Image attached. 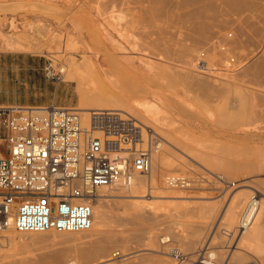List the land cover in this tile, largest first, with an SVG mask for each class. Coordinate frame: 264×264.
Instances as JSON below:
<instances>
[{
	"label": "rangeland",
	"instance_id": "rangeland-1",
	"mask_svg": "<svg viewBox=\"0 0 264 264\" xmlns=\"http://www.w3.org/2000/svg\"><path fill=\"white\" fill-rule=\"evenodd\" d=\"M257 1L251 7L244 8L234 5L232 0H154L150 5L145 2L143 6L132 7L130 10L125 5L121 6L120 0H0V45L7 49L46 55L56 66L58 63L53 58H58L64 38L69 37L76 39L79 45L81 43L75 53L78 60L84 56L93 57L105 69L109 68L108 61H118L124 57H132L136 61L141 57L144 61L148 60L145 62H149L154 68L150 72L148 69L139 68V75L135 77H139V82L135 86H142L144 89V86L150 84L151 88L158 90V97L163 99L159 106L164 112L165 121L158 126L151 125V121L144 118H137L141 126L152 127L163 137L164 145L167 146L170 144L166 141L174 135L176 139L184 142H188V139H199L202 149L209 147V150L205 148L202 151L211 159L208 161L211 168L203 162L204 166H208L207 169L199 160L185 156L181 149L183 151L178 150L176 154L184 158V164L155 165L148 175H138L139 187L134 191L140 197L137 200L110 197L107 209L110 212L108 216L112 213V220L108 217L106 227H98L102 232L99 235H94L93 230L97 227L92 231L66 235L23 233L22 236L23 234L13 231L10 234L14 236L4 247L0 242V252L3 255L0 264H71L75 260L78 264H157L160 261H165L166 264H199L201 259L195 255L194 249L204 248L206 245L210 246L209 251L224 253V261L228 256H233L234 263L240 260L237 264H264V251L257 255L258 252L249 244L243 246L244 243H240L237 246L238 237L235 236V240L223 235L225 229L230 227L227 215L231 208L233 210L232 202L237 193L242 190L240 186H252L248 182L256 178L258 185L249 189L256 195L264 192V0ZM110 14H120L122 19L117 28L123 38L132 45L139 43L145 52L141 49V52L128 56L126 52L110 47L105 37L108 29L106 20ZM60 39L62 43H59ZM8 42L13 48L7 46ZM33 45H37L39 50L32 47ZM212 53L217 55L212 63L215 71L204 72L202 67L198 68L196 62L200 55H204L206 61ZM231 58L235 60L233 63ZM64 59L66 57L59 63L62 66L66 63ZM227 65L231 66V72L226 71L228 68L224 69ZM121 70L119 65H115L112 75L120 80L119 85L124 88L120 91L131 95L135 90L132 87L134 76L126 73L132 79L130 83V79L128 81L122 78L125 73L120 74L123 73ZM229 74L233 76L232 80L228 79L232 85L224 86L223 91L219 84L227 80ZM64 80L67 81L65 78ZM123 81L131 84V87L127 84L126 89ZM74 83L78 90L77 82ZM140 87L138 90L141 91ZM237 88H246L243 91L252 97L251 101L249 97L250 103L246 107L249 116L245 113L241 117L244 121L241 122L244 123L242 125L233 122V116L236 115L233 113L237 112L238 115L237 105L240 107L236 91L234 93ZM229 89H232L230 93ZM80 106L79 96L77 108ZM218 109L222 113L219 115L222 116L221 120ZM222 110L230 117V123H222V118H227L226 115L223 116ZM237 118L240 117L235 116V120ZM218 121H222L221 124ZM147 122L151 124L148 125ZM158 154L155 153L153 159ZM252 171H256L255 176ZM174 175L193 178L192 189H172L166 186L165 178ZM232 183L235 187H228ZM112 192L108 189L100 194L112 195ZM126 192V195H131V191ZM151 193L159 198L156 196L155 200H149ZM94 203L96 205V201ZM110 220L113 223L111 226ZM198 230V233L202 231L205 234L200 233V236L194 233ZM106 232L111 235L114 233L115 236L112 237ZM262 236L264 239V233ZM166 237H171L172 242L163 244ZM109 238L117 243L114 240L110 242ZM169 245L175 252H180L182 257L175 259L170 253ZM104 248L107 250L102 253ZM111 258L113 260L106 262Z\"/></svg>",
	"mask_w": 264,
	"mask_h": 264
},
{
	"label": "built area",
	"instance_id": "built-area-1",
	"mask_svg": "<svg viewBox=\"0 0 264 264\" xmlns=\"http://www.w3.org/2000/svg\"><path fill=\"white\" fill-rule=\"evenodd\" d=\"M203 57L196 62L198 68L204 64ZM64 74L61 64L54 66L49 60L47 79L59 83ZM120 112L94 111L86 127L74 108L0 107V235L8 230L88 231L94 224L100 189L129 188L138 175L149 174L153 155L162 150L164 139ZM165 184L190 190L194 179L167 176ZM257 203L254 195L241 228L250 224ZM174 254L175 259L182 257ZM207 261L214 259L203 255L200 262Z\"/></svg>",
	"mask_w": 264,
	"mask_h": 264
},
{
	"label": "bare ground",
	"instance_id": "bare-ground-1",
	"mask_svg": "<svg viewBox=\"0 0 264 264\" xmlns=\"http://www.w3.org/2000/svg\"><path fill=\"white\" fill-rule=\"evenodd\" d=\"M121 2H120V4H121V6H123V5H125V6H127V8L128 9H130L131 10V8L132 7H138L139 5H142L143 3H148L149 5L153 2L154 3V0H120ZM227 1V0H226ZM229 1V0H228ZM257 1V0H256ZM256 1L255 0H232V3L234 4V5H236V6H242V7H247V6H249V7H251L250 5H254V3L256 4ZM258 2V1H257ZM116 4V3H115ZM120 4L118 5V7L120 6ZM258 4H260V3H258ZM257 4V5H258ZM145 5V4H144ZM143 6V5H142ZM236 6H234V7H236ZM259 6V5H258ZM113 8H114V10H115V5H113ZM124 8H126V7H124ZM126 8V9H127ZM134 18V17H133ZM122 18H121V16H120V14H118V15H114V14H110L108 17H107V20H106V24H107V27H108V29H107V32H105V37H106V39H107V42H108V44L110 45V47L113 49V50H116V51H121V52H126L127 54H128V56H131L132 54H136V53H139V52H141V49L142 48H140L141 46L140 45H138V44H135L134 42H136V41H132L134 44L132 45L131 43H128L127 42V40L126 39H124L123 38V35L121 34V32H120V30L117 28L118 27V25L120 24V20H121ZM137 19V18H136ZM112 23H114V25H112ZM27 35V34H26ZM47 37V36H46ZM57 38V37H56ZM64 38V37H63ZM59 39V38H58ZM26 40V39H25ZM57 40V39H56ZM59 41V43H62V41H61V39L60 40H58ZM61 41V42H60ZM55 42V41H54ZM53 43V42H52ZM59 43H57V44H59ZM137 43V42H136ZM40 44V43H39ZM39 44H38V46H39ZM141 44V43H140ZM60 45V44H59ZM7 46H9L10 48H13V45L11 44V43H7ZM144 46V45H143ZM20 47V46H19ZM32 47H34V48H36V49H38L39 50V47H37V45H33ZM79 47H81V43H80V45H79V42L76 40V39H73V38H69V37H65L64 38V40H63V45H62V48H60L61 50H60V52L57 54V55H59L58 56V58H57V56L55 57L54 56V58H53V60L56 62V63H61L62 61H61V59L64 57H66V63L65 64H63V66L65 65V67H64V70H65V74H64V78L67 80V81H74V82H77V84H78V94H79V96H80V104H81V106L79 107V108H77V109H75V110H78L79 112H80V116H81V119H82V123H83V125L84 126H86V127H88L89 126V124H90V119H91V117H92V115H93V112L94 111H114V109H115V111H122V112H131V114L133 115V118L134 119H137V118H139V120L140 119H142V118H144V119H146V121H151V125H161V124H163V122L165 121V116H164V112L161 110V108H160V103L162 102L161 100H163V99H161L160 97H158V94H157V92H158V90H154L153 88H151L152 86H149V85H147V86H144V89H143V87L141 86H138V88H136V86H135V84L137 83V82H139V80H138V78L139 77H137L136 79H135V77L137 76V75H139V74H137V73H139L138 71H139V68H145V69H148L149 70V72L154 68V66H152L151 64H149V62H145V61H148V60H143L142 59V57L139 59V61H136V60H134V58H132V57H124V58H122V59H120V60H111L110 62L108 61V66H109V68L108 69H105L103 66H100L97 62H95L94 61V59H93V57H83V59H81V60H78L76 57H75V53H77L78 52V50H79ZM15 48V47H14ZM18 48V47H17ZM41 49H42V47H41ZM40 49V50H41ZM222 49V48H221ZM147 50V49H146ZM59 51V50H58ZM142 51H144L145 52V50L144 49H142ZM208 51V50H207ZM54 53V52H53ZM57 53V52H56ZM233 54V53H232ZM207 55V54H206ZM216 54L214 53H212L210 56H209V58H205L206 59V61H204V66H202V71H204V72H207V71H210V72H212V70L213 71H215L214 70V65H212V63H213V60L214 59H216ZM206 57V56H205ZM224 58V57H223ZM215 61V60H214ZM231 63H233L235 60L233 59V58H231ZM113 62V63H112ZM219 62V61H218ZM229 63V62H228ZM229 64V65H232V64ZM115 65H119L121 68H122V70H121V72H123V73H120V74H124L123 76H122V78H125V79H130V76L129 75H131L132 74V76H134V78H132L133 79V82H132V84H133V86L132 87H134V93L133 94H126L125 92H123V91H120V89H122L121 87L122 86H120L119 84H120V80L119 79H117L115 76H113L112 75V69L114 68V66ZM211 65V66H210ZM223 65V64H222ZM192 66V65H191ZM228 66V65H227ZM230 67L231 66H228V67H226V68H224V69H227L226 71L227 72H231V71H229V69H230ZM159 70V69H158ZM126 73L127 74H129V73H131V74H129V75H127V76H129L128 78H126L127 76H126ZM226 73V72H225ZM133 74H135V75H133ZM225 75V74H224ZM232 74H229V76H227L226 78H227V80H225V81H223L222 83H223V85H221V84H219L220 86H222L221 88L223 89V88H225L224 86H230V82L231 81H229L228 79H233V76H231ZM221 76V75H220ZM261 77V76H260ZM255 78V77H254ZM132 79H130V83H131V80ZM142 79V78H141ZM231 79V80H232ZM217 81H218V79H216ZM125 81V80H124ZM124 81H123V83H124ZM150 82V81H149ZM126 83V82H125ZM124 83V85L126 86V89H128L127 88V86L129 85V83H126L125 84ZM210 83H212V82H210ZM219 83V82H218ZM128 84V85H127ZM214 84V83H213ZM249 84V83H248ZM123 85V84H122ZM131 85V84H130ZM128 86L129 88L131 87V86ZM137 85H139V84H137ZM232 85V84H231ZM214 86V85H213ZM234 86V85H233ZM139 87L140 88H142V90L140 91V90H138L139 89ZM219 87V86H218ZM231 87V86H230ZM175 88V87H174ZM157 89V88H156ZM215 89V88H214ZM217 89V88H216ZM232 89H234V87L232 88ZM231 89V90H232ZM246 89V88H245ZM245 89H243L244 91H246ZM250 89V88H249ZM248 89V90H249ZM122 90H124V88L122 89ZM193 90V89H192ZM209 90H210V88H209ZM220 90V89H219ZM231 90L229 89V93L231 92ZM243 90H241V89H235L234 90V93H235V91H236V94H237V100L239 101H237L238 103H239V106L240 107H238V105H237V110H238V115H237V112L236 113H233V114H236V115H234L233 116V118H234V121H233V119H232V121L233 122H235V124H237V122L240 124L243 120L241 119V117L242 116H245V113H246V115H248L247 114V109L248 108H246L247 107V105H248V103H250L249 102V97H250V101H251V95L250 94H247L246 92H244ZM251 90V89H250ZM171 91V90H170ZM212 91V90H211ZM211 91L209 92V93H211ZM223 91H224V89H223ZM132 92V91H131ZM185 92V91H184ZM217 92V91H216ZM256 92V91H255ZM173 93V92H172ZM186 93V92H185ZM207 93V92H206ZM219 93H221L220 91H219ZM218 93V94H219ZM257 93V92H256ZM217 94V95H218ZM233 94V93H232ZM235 94V95H236ZM222 95V94H221ZM228 95V94H227ZM230 95V97H231V94H229ZM250 95V96H249ZM211 96V95H210ZM213 96V95H212ZM234 95H232V97H233ZM222 97H223V95H222ZM204 98H206V97H204ZM228 98V97H227ZM234 98H235V96H234ZM257 99V98H256ZM227 100V99H226ZM225 100V101H226ZM235 100V99H234ZM208 101V100H207ZM215 101V100H214ZM220 101V100H219ZM218 101V102H219ZM163 103V102H162ZM225 103V102H224ZM228 103V102H227ZM254 104V103H253ZM214 105V104H213ZM256 105V104H255ZM219 106V105H218ZM221 106V105H220ZM252 106V105H251ZM216 107V106H215ZM231 107V106H230ZM232 107H234V106H232ZM250 107V106H249ZM212 108H214V107H212ZM240 108V109H239ZM117 109V110H116ZM214 109H216V108H214ZM222 109V108H221ZM231 109H234V108H231ZM219 110V109H218ZM230 111V110H229ZM228 111V112H229ZM217 112V111H216ZM222 112H223V116H225V117H227L226 119H224V118H222V121H218L220 124H221V122L222 123H225L226 124V122L228 121L229 123L231 122V121H229V118H228V114H226L225 113V111H223L222 110ZM227 112V113H228ZM231 112V111H230ZM250 112V111H249ZM248 112V113H249ZM252 112V111H251ZM220 113H221V111L219 110V112H218V116L220 115ZM225 113V114H224ZM222 114V113H221ZM231 114V113H230ZM251 114V113H250ZM131 115V116H132ZM240 115V116H239ZM252 115H254V114H252ZM235 116L236 117H240V118H237L236 120H235ZM249 116V115H248ZM220 117H222V116H219V120H221L220 119ZM247 117V116H246ZM245 117V118H246ZM224 119V120H223ZM240 119H241V121H240ZM138 120V119H137ZM138 120V121H139ZM245 120V119H244ZM143 121H145V120H143ZM146 121L144 122V123H146ZM224 121H226V122H224ZM245 121H247V120H245ZM142 122V121H141ZM227 122V123H228ZM244 122V121H243ZM147 124H148V122H147ZM150 124H148V125H150ZM242 124H244V123H241V125ZM147 125V126H148ZM218 125V124H217ZM229 125V124H228ZM146 126V125H145ZM187 126V125H186ZM223 126V125H222ZM224 126H226V125H224ZM237 126H239V125H237ZM152 128V127H151ZM188 128V127H187ZM183 130H185V129H183ZM188 131H189V129H188ZM192 131V130H191ZM190 132V131H189ZM244 132V131H243ZM162 133H164V132H162ZM166 133V132H165ZM195 133V132H194ZM207 134V133H206ZM244 134H247L246 132L244 133ZM168 135V134H167ZM209 135V134H208ZM207 135V136H208ZM248 135V134H247ZM165 136V135H164ZM175 136V135H174ZM173 136V137H174ZM192 136V135H191ZM196 136V135H195ZM246 136V135H245ZM173 137H171L170 139H171V141H170V139H169V141H166V142H169V146H167V145H163L164 146V148H162V150L161 151H159L158 153V156H157V158L156 159H153V163H152V169H153V167L156 165V166H159V165H163V164H169V165H176V164H178V163H181V164H184L186 161L184 160V158H182V156H180V155H177L176 153H177V151L178 150H181V149H183V150H181V152L185 155V156H187L188 158H195V161H196V159L197 160H199L200 161V163H202L203 164V166H204V163H206L208 166H210L211 165V163L210 162H208V161H211V159L210 158H208L207 157V155L206 154H204V151H202V150H204L205 148L206 149H208L207 148V146L204 148V149H202V143H200V142H198L199 141V139H198V141L196 140V139H188V142H184V141H182V140H180V139H176L177 137H174V139H172ZM196 138V137H195ZM201 138V137H200ZM190 141V142H189ZM197 141V142H196ZM201 141H202V138H201ZM205 141V140H204ZM210 141H211V137H210ZM209 141V142H210ZM218 142V141H217ZM247 142V141H246ZM206 143V142H205ZM211 143V142H210ZM209 143V144H210ZM208 144V143H207ZM224 144V143H223ZM229 144V143H228ZM220 145V144H219ZM230 145V144H229ZM237 145V144H236ZM250 145V144H249ZM225 148V147H224ZM172 149V150H171ZM177 149V150H176ZM212 149V148H211ZM169 150H171V152L169 151ZM209 150V149H208ZM210 152V151H209ZM218 155V154H217ZM252 155V154H251ZM181 157V158H180ZM210 157V156H209ZM206 158H208V159H210V160H208V159H206ZM212 159H215V158H212ZM207 160V161H206ZM217 160V159H216ZM215 160V161H216ZM219 160V159H218ZM205 161V162H204ZM204 162V163H203ZM226 162V161H225ZM199 163V162H198ZM208 163H210V165L208 164ZM205 164V165H206ZM230 164V163H229ZM233 164V163H232ZM204 166V167H206L207 169H208V166ZM233 166V165H232ZM249 166V165H248ZM254 166L252 165V168H253ZM155 168V167H154ZM210 168H211V166H210ZM254 169V168H253ZM252 169V170H253ZM256 169V168H255ZM253 172V171H252ZM254 173V172H253ZM255 173H256V171H255ZM255 173H254V176H255ZM144 180V179H143ZM256 178H255V180L253 179H250V181L251 182H248L249 184L251 183V184H253V185H258V182H256ZM141 182V181H140ZM253 185L252 186H240V189H242V190H240L238 193H237V195H236V197H235V200L234 199H232V203H233V210H232V208H231V211L229 212V214L227 215V218H228V220H229V222H230V227L228 226V229H225V232L223 233V235L224 236H229V237H232V239H234L235 238V236H236V238L237 239H239V242L237 243V246H239L240 245V243H244L243 244V246H245V244H249V245H251L252 246V248L254 249V251L255 252H258V254L257 255H261V252L262 251H264V250H262V248H264L263 247V245L261 244V242H263L264 241V239L262 238L263 236V233H264V227H263V225H264V192H259L258 194L259 195H256V194H254V192L253 191H251V189H249V188H252L253 187ZM260 185V184H259ZM262 185V184H261ZM263 186V185H262ZM139 187V176H137L136 177V179H135V181H134V184L131 186V187H129V188H125V187H122V186H116V187H113V188H104V189H100V191H99V195H98V197L96 198V205H94V224H93V227L90 229L91 231H92V229L93 228H96L97 227V229H95V230H93V231H95L94 232V235L96 234V233H98V235L100 234V232H101V230H100V228L98 229V227H106V223H108V219L110 218L111 220H112V218L110 217L111 215H112V213H111V215L110 216H108V214L110 213L109 211H108V209H107V204H108V201H110L111 199H109L110 197L111 198H118V197H125V198H133V199H135V200H137V198H139L140 196H138V195H136V193L137 192H135L134 191V189H136V188H138ZM242 187V188H241ZM151 188V187H150ZM108 189L110 190H112L113 192H112V195H103V194H100V192L102 193V191L103 190H106V191H108ZM142 189V188H141ZM152 189V188H151ZM158 189V188H157ZM239 189V188H238ZM255 189V188H254ZM136 190H138V189H136ZM233 190V189H232ZM126 191H131V195L130 196H128V195H126ZM152 191H153V189H152ZM160 191V190H159ZM264 191V190H263ZM151 192V191H150ZM229 192V191H228ZM114 193V194H113ZM118 193H120V194H118ZM155 193V192H154ZM254 195H256L257 197H258V203H257V207H255L253 210H252V212H251V214H252V216H251V219H250V224L249 225H246L245 226V229H243V228H241V226H240V223H241V219H242V217H243V214H244V211H245V208L247 207V205H248V202L252 199V197L254 196ZM158 198H159V196L158 195H156ZM155 196V194H150L149 195V200H155L157 197ZM167 197V196H166ZM173 197V196H172ZM99 198H106V199H99ZM146 198V197H145ZM161 198V197H160ZM163 198H165V197H163ZM135 200H133V201H135ZM113 202H114V200H113ZM155 202V201H154ZM143 203H144V201H143ZM149 203V202H148ZM158 203V202H157ZM172 203V202H171ZM95 204V203H94ZM147 204V203H146ZM109 205V204H108ZM153 205V204H152ZM170 206H171V204H170ZM212 210V209H211ZM210 210V211H211ZM209 211V212H210ZM109 212V213H108ZM214 212V211H213ZM227 213H228V211H227ZM205 214V213H204ZM212 214V213H211ZM139 215V214H138ZM141 215V214H140ZM207 215H208V213H207ZM204 216V215H203ZM109 217V218H108ZM205 217H207V216H205ZM210 217V216H209ZM212 217V216H211ZM111 220H110V223H109V225L111 224ZM118 220V219H117ZM207 220V219H206ZM205 221V220H204ZM118 222H120V221H118ZM217 222V221H216ZM121 223H124V222H121ZM204 223V222H203ZM206 223V222H205ZM215 223V222H214ZM115 224V223H114ZM119 224V223H118ZM226 224V223H225ZM111 225H113V223L111 224ZM110 225V226H111ZM121 225V224H120ZM123 225V224H122ZM212 225H214V224H212ZM221 225V224H220ZM110 226H107L108 228L110 227ZM117 226V225H116ZM202 226V225H201ZM121 227V226H120ZM123 227H125V226H123ZM122 227V228H123ZM221 227V226H220ZM220 227H218V228H220ZM226 227V226H225ZM261 227H263V228H261ZM119 228V227H118ZM198 228H200V227H197V229ZM222 228V227H221ZM227 228V227H226ZM196 228H195V230H197ZM207 229V228H206ZM205 229V230H206ZM261 229V230H260ZM90 230H88V231H90ZM112 230H114V228L112 227ZM116 230V229H115ZM14 230H8V231H5V232H3L1 235H0V237H2V239L3 238H5L4 240H0V242H1V244H2V247H4L5 245H6V243L9 241V240H11V238L14 236H12V234H10V233H12ZM261 231H262V234H261ZM16 232V231H15ZM85 232H87V231H85ZM118 232V231H117ZM116 232V233H117ZM123 232V231H122ZM198 233L199 232V230L198 231H194V233ZM216 232H217V230H216ZM19 233V232H18ZM48 233H53V232H48ZM79 233H84V232H79ZM102 233V232H101ZM107 233V232H106ZM109 233V232H108ZM107 233V234H108ZM200 233H202V231H200ZM200 233H198V235H200ZM21 234H23V233H21ZM20 234V235H21ZM24 234H27V233H24ZM24 234L22 235V236H24ZM30 234H46V233H30ZM56 234H58V233H56ZM66 234H74V233H60V234H58V235H66ZM110 234V233H109ZM108 234V235H109ZM205 234V233H204ZM203 233H202V235H204ZM238 234V235H237ZM111 235V234H110ZM112 235H114V233H112ZM111 235V236H112ZM19 236V235H18ZM104 236V235H103ZM111 236H110V238H111ZM115 236V235H114ZM114 236H112V237H114ZM201 236V235H200ZM215 236V235H214ZM152 237V236H151ZM109 238V241L110 240H114V239H110ZM118 238V237H117ZM155 238V237H154ZM193 238V237H192ZM196 238H198V236L196 237ZM201 238H203V237H201ZM222 238V237H221ZM236 238H235V240H236ZM116 239V238H115ZM156 239V238H155ZM200 239V238H199ZM216 239H217V237H216ZM220 239V238H219ZM263 239V240H262ZM124 240V239H123ZM164 241H163V244H166L168 241H170V242H172V239H171V237L170 238H168V237H166V238H164L163 239ZM115 241V240H114ZM119 241V240H118ZM120 241H122V240H120ZM119 241V242H120ZM149 241H150V239H149ZM192 241V240H191ZM221 241V240H220ZM233 241V240H232ZM238 241V240H237ZM108 242V241H107ZM111 242V241H110ZM110 242H108V244L110 243ZM116 242V241H115ZM114 242V243H115ZM151 242V241H150ZM189 242V241H188ZM193 242V241H192ZM191 242V243H192ZM196 242V241H195ZM198 242H200V241H198ZM198 242H197V244H198ZM202 242V241H201ZM200 242V243H201ZM117 243V242H116ZM154 243V242H153ZM152 243V244H153ZM199 243V244H200ZM112 245H113V243H111ZM110 244V245H111ZM207 244V243H206ZM242 244H241V246H242ZM187 245H188V243H187ZM193 245V244H192ZM196 245V244H195ZM210 245V244H209ZM120 246V245H119ZM122 246V245H121ZM199 246V245H198ZM240 246V247H241ZM260 246H262V247H260ZM210 247V246H209ZM209 247H207V245H206V247H204V248H196V249H194L196 252H195V255L197 256V257H199V259H201V257L203 256V255H210L211 256V258L212 259H214V262H209V261H207V262H198L199 264H237V262L238 261H240V260H238V261H236L235 263H234V259H233V256H228V259H225L226 261H224L223 259L225 258L224 257V253H221L220 251H209ZM114 248V247H113ZM169 248H171V245H169ZM213 248V247H212ZM216 248V247H215ZM219 248V247H218ZM244 248V247H243ZM251 248V249H252ZM105 250H107L106 248H104L103 250H101V252L102 253H105L106 251ZM110 250V249H109ZM261 250V251H260ZM171 251V252H170ZM169 252L170 253H172V255H174L175 256V254H173V253H176V254H179L180 255V252L178 253V252H175V249L174 248H171V250H170ZM178 251V250H177ZM192 251V250H191ZM190 251V252H191ZM225 251V250H224ZM109 252V251H108ZM153 252H154V250H153ZM168 252V253H169ZM231 252V251H230ZM228 253V252H227ZM260 253V254H259ZM231 254V253H230ZM262 254H264V253H262ZM171 255V254H170ZM234 255H235V252H234ZM115 256H117V255H115ZM114 256V257H115ZM138 256V255H137ZM2 257H3V255L1 254V252H0V260L2 259ZM191 258V257H190ZM196 258V257H195ZM115 259V258H114ZM152 259V258H151ZM182 259H184V257L182 258ZM236 259V258H235ZM111 260H113L112 258L110 259V260H107L106 262H109V261H111ZM158 260V259H157ZM149 261H153V260H149ZM163 261V260H162ZM164 262V263H163ZM163 262H157V264H166L165 263V261H163ZM167 262V261H166ZM152 263H154V262H152ZM170 263V262H169ZM173 263V262H172ZM71 264H78V261H73ZM155 264H156V262H155ZM171 264V263H170ZM190 264V263H189Z\"/></svg>",
	"mask_w": 264,
	"mask_h": 264
},
{
	"label": "crops",
	"instance_id": "crops-1",
	"mask_svg": "<svg viewBox=\"0 0 264 264\" xmlns=\"http://www.w3.org/2000/svg\"><path fill=\"white\" fill-rule=\"evenodd\" d=\"M48 63L46 55L0 45V107L77 108L75 83L47 79Z\"/></svg>",
	"mask_w": 264,
	"mask_h": 264
}]
</instances>
